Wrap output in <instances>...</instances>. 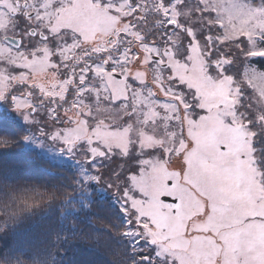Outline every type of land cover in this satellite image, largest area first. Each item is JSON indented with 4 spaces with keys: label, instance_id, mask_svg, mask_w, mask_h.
I'll return each mask as SVG.
<instances>
[{
    "label": "snow or ice",
    "instance_id": "6c2138e0",
    "mask_svg": "<svg viewBox=\"0 0 264 264\" xmlns=\"http://www.w3.org/2000/svg\"><path fill=\"white\" fill-rule=\"evenodd\" d=\"M253 58L264 60V0H0V102L24 122L0 145H34L71 168L60 186L74 190L60 202L63 254L17 240L0 264H88L68 254L84 230L63 221L107 189L114 264H264V69ZM117 153L137 164L123 181L100 171ZM54 199L0 184V231L15 229L21 205Z\"/></svg>",
    "mask_w": 264,
    "mask_h": 264
},
{
    "label": "trees",
    "instance_id": "16d2710c",
    "mask_svg": "<svg viewBox=\"0 0 264 264\" xmlns=\"http://www.w3.org/2000/svg\"><path fill=\"white\" fill-rule=\"evenodd\" d=\"M252 62L264 69V60L253 58ZM3 117H0V139H19L21 133L18 134V129L21 125L14 121H6ZM47 163V159L29 153L19 144L7 147L0 145V184L38 187L42 192L56 193V199L51 204L42 201L39 207L31 209H26L22 205L19 207V221L16 222L15 229L10 224L0 231V251L10 248L17 240H22L35 250L49 249L54 253L63 254L65 247L63 237L68 233L60 230L62 224L60 202L74 190L71 187L60 186V177H70L73 172ZM50 171H54L56 175H51ZM93 200L94 202L90 203V212L85 210L81 213V219L73 217L63 221L64 225L75 223L78 229L84 230L69 236L68 254L71 255L72 250H76L88 264H114L120 260L123 252L112 238V234L106 230V226L116 219L113 215L116 206L103 194L95 193ZM2 212L3 209H0V222L5 218ZM84 215L91 216V224L84 222L82 219ZM57 237L61 239L54 245L53 241H56Z\"/></svg>",
    "mask_w": 264,
    "mask_h": 264
},
{
    "label": "rangeland",
    "instance_id": "374dc122",
    "mask_svg": "<svg viewBox=\"0 0 264 264\" xmlns=\"http://www.w3.org/2000/svg\"><path fill=\"white\" fill-rule=\"evenodd\" d=\"M18 22L20 24V27L25 26V21L22 17H18ZM234 71H242V68L237 67L234 69ZM6 112L11 113L13 116L17 117L16 120L14 121L15 123L20 124L21 126L24 125L22 118H20L16 113L12 112L10 107L0 102V117L5 116ZM42 118L47 119L46 113L43 110L41 111V115L37 117V119H42ZM22 134L23 133H21V135ZM29 148L31 149L30 151H28L29 153L31 154L35 153V155L38 156L39 158H45L44 156L40 155V150L36 148L34 145H29ZM77 159H79V157H77ZM48 163L57 168H62L64 170L72 172L71 168H69L68 166H60V165L52 164L49 161ZM136 169H137V164L135 159L121 157L117 153L113 155L110 159L103 160L100 171L103 174L104 178L107 179L111 175V173L120 172L121 170H123V175L121 176V181H123L128 175L129 170H136ZM100 186L101 185H93L92 187L93 189H96L99 188ZM106 191H107V198L110 199V201L113 203L112 190L107 189ZM97 194H101V193L97 192Z\"/></svg>",
    "mask_w": 264,
    "mask_h": 264
}]
</instances>
